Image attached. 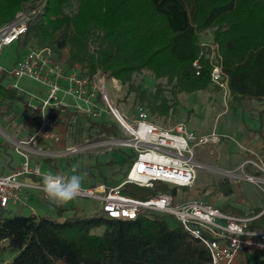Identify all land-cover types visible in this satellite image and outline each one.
Here are the masks:
<instances>
[{
    "label": "trees",
    "instance_id": "obj_1",
    "mask_svg": "<svg viewBox=\"0 0 264 264\" xmlns=\"http://www.w3.org/2000/svg\"><path fill=\"white\" fill-rule=\"evenodd\" d=\"M37 1L0 0V27ZM208 31L219 47L231 98L259 102L262 121L264 0H46L16 45L18 51L49 47L59 58L67 51L65 64L69 69L91 77L102 71L125 87L122 101L134 96L136 105H144L153 116L165 119L176 113L181 95L219 89L211 81L210 45L201 42ZM145 74L158 82L152 91L137 81ZM5 81L1 76L0 120L14 122L20 117L18 108L26 101L16 90L7 88ZM83 133L88 137L93 133L110 136L118 135L119 129L110 120L90 119L73 120L67 129L75 142ZM31 145L47 149L50 144L37 139ZM246 171L258 174L252 165H247ZM233 187L231 179L222 177L213 194L230 197ZM179 189L189 188L157 181L153 188L127 184L122 191L146 201L159 193L176 198ZM56 208L62 221L34 214L8 217L1 209L0 264L5 252L13 256L7 264H211L203 241L185 232L175 218L177 224L170 226L164 213L146 212L126 221L102 215L84 217L76 211L67 216L68 209ZM223 210L244 216L232 206ZM260 213L255 211L253 216ZM99 227L105 228L101 236L93 233ZM251 227L264 228V213L253 219Z\"/></svg>",
    "mask_w": 264,
    "mask_h": 264
},
{
    "label": "built area",
    "instance_id": "obj_2",
    "mask_svg": "<svg viewBox=\"0 0 264 264\" xmlns=\"http://www.w3.org/2000/svg\"><path fill=\"white\" fill-rule=\"evenodd\" d=\"M44 6L21 11L12 22L0 27V57L5 48L16 44L26 33L29 24ZM210 48L213 61L211 81L224 92L228 101L231 92L219 47L211 44ZM194 67L199 68L198 61ZM0 74L9 80L29 78L46 88L45 91L29 94L22 91L17 83L5 81L7 88L25 97L23 106L36 127L27 142H17L7 136L8 142L15 146L22 157V163L9 174H0V210H7L10 204L30 207L29 200L34 192L46 195L42 187L45 173L41 163L32 160V154L66 158L98 148L130 149L135 159L119 185L82 186V191L75 199L100 201L102 216L108 219L133 221L146 212L170 214L185 232L203 241L210 251L211 264H233L237 256L244 252L264 255V228H252V218L224 213L219 207L203 201L178 203L173 195L167 193H159L149 200L141 201L122 191L127 184L153 188L157 181L175 187L192 188L199 171L204 167L195 156L196 148L219 144L221 134L212 132L197 136L185 123L161 127L149 120L148 108L140 104L135 106L131 117L126 116L118 109L108 90L110 81L118 92V80L108 78L102 71L91 77L71 70L49 47L26 48L18 55L11 69H6L0 62ZM108 118L119 129L118 135L98 134L86 143L58 152L33 151L26 147L37 139L48 144H64L68 136L67 129L73 120L90 119L106 123ZM244 165H254L264 172L261 164L247 161ZM227 173L236 175L230 171ZM56 175L69 176L66 172ZM241 178L257 183L264 192L263 177L244 173Z\"/></svg>",
    "mask_w": 264,
    "mask_h": 264
},
{
    "label": "rangeland",
    "instance_id": "obj_3",
    "mask_svg": "<svg viewBox=\"0 0 264 264\" xmlns=\"http://www.w3.org/2000/svg\"><path fill=\"white\" fill-rule=\"evenodd\" d=\"M45 2L46 0H38L35 3L27 5L21 11H26L34 6L42 7ZM201 42L206 45L215 44L213 42L211 31L206 32L201 37ZM21 53L22 51H18L16 44L5 48L2 56L0 57L2 66L6 69H11L18 59V55ZM67 56L68 52L65 51L62 59L65 61ZM1 76L2 75L0 74V77ZM137 81H142L143 87L151 91L154 90L156 84L158 83L148 74H145L144 77H138ZM8 82L17 83L22 91H26L29 94H36L39 91H45L46 89L42 84L29 78H23L18 81L6 79V83ZM108 90L114 97L118 109L126 116L131 117L136 106L134 103V96H130L126 101H122L125 96L126 89L121 85V83L120 89L117 92L109 81ZM240 105L243 108L242 110L239 108ZM240 105L235 103L232 99L226 101L224 92L221 91L220 88H213L206 92L181 95L178 110L176 113L173 115L170 114V116L165 119H159L153 116L148 109L150 113L149 120L161 127H169L178 123H185L192 132H194L197 136H201L200 133L204 132L212 131L219 133L217 128H221V126H223V119L228 118L230 115H233L234 118L237 117L235 120L233 118V123L234 126H238L240 121L237 109L239 112L241 110L244 114H248L250 112V106L256 104L254 102L245 101ZM18 111L20 112V117L17 121L10 122L8 119H5V121L0 120V174L11 173L22 163V157L17 153L15 146L8 142L7 136L17 142H27L35 131V122L26 111L25 107H19ZM221 112L225 113L227 116H222V119L219 122V118H217V116ZM93 135L96 136L97 134L93 133ZM94 136L90 135V137H88V133H83L79 138L80 141L77 140L76 142V139L67 136L64 140V144H50L47 149H36L32 145H26V147L33 151L58 152L67 147L86 143ZM222 136L224 137V143L222 146L226 147L228 151H225L224 148L221 149L219 146L217 147L212 145L204 148H196L195 156L204 164V167L199 171L195 185L192 188L187 190L179 189L177 191V197L175 199L178 203L203 201L217 207L224 206L229 200L215 196L213 194V189L217 186L220 178L228 177L235 185L238 184L240 186V193L242 194L240 198L242 197L243 200H248V204H251L252 206L255 204V199L258 196V192H260L257 183L251 184L248 181L243 180L241 175L244 173L249 174L246 171V165H244V163L242 165H232L230 163V156L233 153L242 154L246 161L261 164L264 168V155L260 151L257 153L247 152L239 146H237L236 150L233 151L231 147L232 145H235L234 142L230 138H225L224 135ZM241 146L244 147L243 144H241ZM223 153L225 155L222 157ZM31 158L32 160L41 163L44 173L51 172L53 174H59L66 172L69 176L73 174L80 175L82 177V186L84 187L96 186L98 184H105L107 187H113L123 181L125 178L124 175L129 170L135 156L133 151L130 149L98 148L76 155H70L66 158L33 154ZM46 159H50V161L46 162ZM98 165L100 166L97 167ZM252 167L253 171L258 173V176L264 178V172H261L254 165H252ZM229 171L235 173L236 175L231 176L227 173ZM251 175L256 174L253 173ZM32 194L33 196H31L29 200L30 207L10 204L9 208L5 210L4 215L8 217L15 215L30 216L36 212L37 216L49 217L56 220L58 217L56 204L41 192H34ZM260 194L264 200V193L260 192ZM248 204L244 203V206L248 207V212H252V209L249 208ZM61 206L64 209H68L66 213L67 216H72L75 211L79 216L84 217L102 215V204L100 201L94 199L77 198L62 204ZM1 212L2 211L0 210V213ZM164 216L170 226H175L177 224L172 215L164 214ZM104 231V227H99L94 229L93 233L101 236L104 234ZM5 244L6 242L4 245ZM12 258L13 256L11 254L5 252L1 257V261L10 262ZM59 264L63 263L60 262Z\"/></svg>",
    "mask_w": 264,
    "mask_h": 264
},
{
    "label": "crops",
    "instance_id": "obj_4",
    "mask_svg": "<svg viewBox=\"0 0 264 264\" xmlns=\"http://www.w3.org/2000/svg\"><path fill=\"white\" fill-rule=\"evenodd\" d=\"M245 101L254 102L256 104V105L250 106V112L248 114H244V112L241 111L243 108L240 104L244 103ZM234 102L239 104L240 105L239 108H241L240 112L237 109V112L239 114L240 124L238 126H234V123H233L234 116L230 115L228 117L229 119L228 118L223 119V126H221V128H217V131L219 132V134L224 135L225 138L228 137L234 142L235 145H232L231 147L233 151L236 150L237 146H239L240 148H243L247 152H250V153L251 152L257 153L259 151L263 153L264 152L263 151L264 149V142H263L264 140V116L262 117V121H261L259 117V111L261 110L260 103L255 100H243L241 102H236V101ZM222 116H227V115H225V113L223 112L219 113L217 116V118H219V122L222 119ZM236 118L237 117H235L234 120ZM210 133H212V131L200 133V135L203 136V135H208ZM223 138L224 137L222 136L219 144H215L212 146H217V147L219 146L221 149L224 148L225 151H228L226 147L222 146L224 143ZM241 144H243L244 147H242ZM224 155L225 154L223 153L222 157ZM245 162L247 161L244 159L242 154L233 153L230 156V163L232 165H240V164L242 165ZM249 183L252 184V182H249ZM240 190H241L240 186L238 184L236 185L234 184L233 194L230 197L224 198L229 201L224 206L219 207V208L224 212L223 208L225 206H232L233 208H236L243 212L244 216H241V217H248L252 219H255L256 217L262 215L264 213V200L260 192L262 193L264 192L259 188L260 192H258V196L255 199V204L252 206L251 204H248L249 203L248 200L246 201L245 199L243 200L242 197L240 198V196L242 195L240 193ZM244 203H247L249 205V208L252 209V212L247 211L248 207H245ZM258 210H261V213L258 216L254 217L253 214L255 213V211H258ZM230 215H235V214H230ZM235 216H240V215H235ZM63 219L64 218L57 217L56 220L62 221ZM233 264H264V255L256 254L252 252H244L237 256V258L233 261Z\"/></svg>",
    "mask_w": 264,
    "mask_h": 264
},
{
    "label": "clouds",
    "instance_id": "obj_5",
    "mask_svg": "<svg viewBox=\"0 0 264 264\" xmlns=\"http://www.w3.org/2000/svg\"><path fill=\"white\" fill-rule=\"evenodd\" d=\"M42 187L47 197L56 205H62L75 199L82 191V177L75 174L66 177L48 172L43 176Z\"/></svg>",
    "mask_w": 264,
    "mask_h": 264
},
{
    "label": "water",
    "instance_id": "obj_6",
    "mask_svg": "<svg viewBox=\"0 0 264 264\" xmlns=\"http://www.w3.org/2000/svg\"><path fill=\"white\" fill-rule=\"evenodd\" d=\"M209 57V56H208Z\"/></svg>",
    "mask_w": 264,
    "mask_h": 264
}]
</instances>
